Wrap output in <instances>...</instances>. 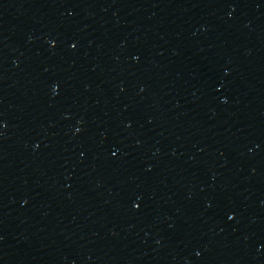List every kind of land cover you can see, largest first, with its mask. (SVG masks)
Segmentation results:
<instances>
[{"label":"water","instance_id":"obj_1","mask_svg":"<svg viewBox=\"0 0 264 264\" xmlns=\"http://www.w3.org/2000/svg\"><path fill=\"white\" fill-rule=\"evenodd\" d=\"M0 264H264V0H0Z\"/></svg>","mask_w":264,"mask_h":264}]
</instances>
